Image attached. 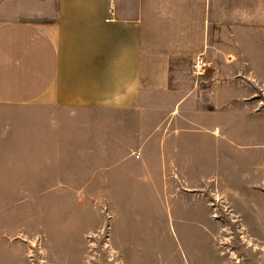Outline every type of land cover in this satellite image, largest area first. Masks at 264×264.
<instances>
[{
    "label": "rangeland",
    "instance_id": "374dc122",
    "mask_svg": "<svg viewBox=\"0 0 264 264\" xmlns=\"http://www.w3.org/2000/svg\"><path fill=\"white\" fill-rule=\"evenodd\" d=\"M254 1L224 5L240 29L211 38V65L174 120L169 99L142 114L0 105V264H264V3ZM53 6L0 0V23H45ZM172 125L188 129L171 138ZM140 138L139 150L114 148Z\"/></svg>",
    "mask_w": 264,
    "mask_h": 264
},
{
    "label": "crops",
    "instance_id": "0c3cea01",
    "mask_svg": "<svg viewBox=\"0 0 264 264\" xmlns=\"http://www.w3.org/2000/svg\"><path fill=\"white\" fill-rule=\"evenodd\" d=\"M249 1L255 2L52 0L53 12L45 23H0V105L142 114L148 106L160 108L161 101L169 99L174 120L192 97L191 86L202 79L203 73H191L196 58L208 61L211 38L240 29L238 16L224 18V5ZM111 11L115 15L108 20ZM185 129L177 125L171 138ZM110 130L106 128V134ZM57 137L55 164L63 140ZM141 141L131 145L120 139L114 148L125 154L127 149L143 148ZM103 145L109 157L111 138ZM175 149L171 146L168 154ZM168 162L174 164L173 158Z\"/></svg>",
    "mask_w": 264,
    "mask_h": 264
},
{
    "label": "built area",
    "instance_id": "2783aa9c",
    "mask_svg": "<svg viewBox=\"0 0 264 264\" xmlns=\"http://www.w3.org/2000/svg\"><path fill=\"white\" fill-rule=\"evenodd\" d=\"M114 15L115 14L113 13V11H111L110 12L111 18H109L108 20H112ZM205 66H206V63L203 60V57L202 56L197 57L194 64H193V73L194 74H202L205 71Z\"/></svg>",
    "mask_w": 264,
    "mask_h": 264
}]
</instances>
